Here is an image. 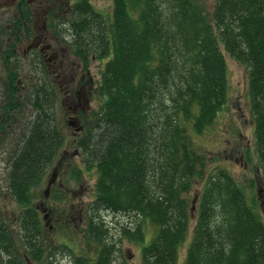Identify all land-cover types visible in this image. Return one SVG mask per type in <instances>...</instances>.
<instances>
[{
	"label": "trees",
	"instance_id": "trees-1",
	"mask_svg": "<svg viewBox=\"0 0 264 264\" xmlns=\"http://www.w3.org/2000/svg\"><path fill=\"white\" fill-rule=\"evenodd\" d=\"M91 1L73 0L67 30L75 56L105 60L95 89L99 108L86 116L77 142L84 168L97 173L84 237L93 257L75 264H113L117 243L142 242L145 223L155 230L141 264H177L190 231L183 264H264L257 203L226 170L208 173L191 138L225 105L226 53L247 71L264 187V0H215L210 13L194 0H112L110 17ZM24 18L25 24L22 15L11 19L9 29L3 24L1 35L17 39L22 27L21 37L28 35L29 12ZM43 91L31 86L30 96L15 102L13 93L6 95L5 110L30 114L28 133L6 172L10 195L24 208L14 229L0 221V248L13 257L9 264L23 263L20 252L31 261L41 256L33 190L62 145L52 124L53 97ZM101 210L133 218L118 225L116 241L96 215Z\"/></svg>",
	"mask_w": 264,
	"mask_h": 264
},
{
	"label": "rangeland",
	"instance_id": "rangeland-1",
	"mask_svg": "<svg viewBox=\"0 0 264 264\" xmlns=\"http://www.w3.org/2000/svg\"><path fill=\"white\" fill-rule=\"evenodd\" d=\"M194 2L207 13L212 11L215 4V0ZM26 3L29 12L33 13L29 34L16 39L7 37V33L2 36L0 32V126L3 131L0 135V218L4 216L7 219L24 209L11 197L8 184L5 183L9 160L22 146V139L29 130L27 119L30 117L28 110L26 113L5 110L9 91L6 78L9 71L13 70L15 78L11 81L17 88L13 102L28 98L31 86L39 88L41 85L40 92L47 88L46 92L53 97L52 124L62 139L61 152L50 165L51 170L39 188L33 190L31 204L38 208L39 218L46 217L40 223L44 237L54 243L66 242L75 252L86 254L89 258L91 255L83 235L87 220L80 215L89 209L97 175L95 171L84 168V156L78 153L75 145L82 135V129L78 128L82 127L83 121H87L86 116L98 109V98L93 88L100 80L105 61L100 62L90 56L85 62L79 60L73 55L69 41L62 33L57 34L53 27L47 30L48 22L44 23V17L49 6H54L53 14H56L57 21L69 19L64 4L55 0H26ZM10 4L11 0H0V25L15 19ZM91 5L109 17L112 14V0H93ZM5 14L9 16L5 17ZM224 55L227 84L225 105L212 125L200 135L192 134L191 138L196 149L206 157L208 173L218 168L226 170L236 183L242 185L247 197L255 199L252 201L257 203L264 222V191L253 145L254 121L249 110L247 71L239 61L226 53ZM26 105L28 107L24 109L29 108ZM68 120L74 124L70 125ZM53 173L55 177L49 182ZM201 189L202 183L196 187L197 191ZM196 190L190 194L191 202ZM96 215L101 217L112 241L118 237V225L129 223L127 218L109 211H98ZM143 230L145 237L139 244L128 240L117 243L114 264H141V249L150 242L155 228L145 223ZM190 237L191 231L179 249L177 264L184 263Z\"/></svg>",
	"mask_w": 264,
	"mask_h": 264
},
{
	"label": "flooded vegetation",
	"instance_id": "flooded-vegetation-1",
	"mask_svg": "<svg viewBox=\"0 0 264 264\" xmlns=\"http://www.w3.org/2000/svg\"><path fill=\"white\" fill-rule=\"evenodd\" d=\"M10 6H11V8L14 9V12H13L14 16H20V15L23 16V11H24L23 6H24V4L21 3L20 0H11ZM7 28L9 29L10 26L7 25ZM13 28H14V25H13ZM20 36H21V32H19V37Z\"/></svg>",
	"mask_w": 264,
	"mask_h": 264
}]
</instances>
